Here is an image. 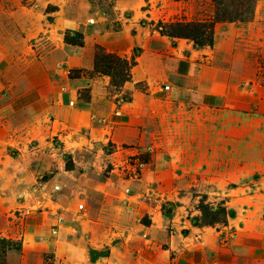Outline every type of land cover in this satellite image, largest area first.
Segmentation results:
<instances>
[{
    "label": "rangeland",
    "instance_id": "obj_1",
    "mask_svg": "<svg viewBox=\"0 0 264 264\" xmlns=\"http://www.w3.org/2000/svg\"><path fill=\"white\" fill-rule=\"evenodd\" d=\"M14 10L18 17L4 18ZM186 24L213 44L175 36ZM151 36L168 38L174 49L150 52ZM0 38L12 47L0 61V240L21 245L1 249L0 242V264H53L42 231L69 206L100 224L102 246L89 249L90 264H105L111 247L127 255L118 264H149L130 261L137 242L119 235L134 211L148 210L139 223L149 217L177 232L173 247H158L167 264L202 255L187 254L188 226L203 229L210 244L243 227L264 234V0H0ZM51 47L59 57L42 59ZM80 47L90 70L69 68L60 52ZM141 51L155 63L149 80L125 88ZM213 62L234 73L229 96L190 101L156 93L161 84L180 87L183 74L204 77ZM82 77L105 82L117 102L150 116L137 127L95 129L96 117L75 111L62 91ZM159 179L172 190L160 191ZM158 255L149 258L161 264Z\"/></svg>",
    "mask_w": 264,
    "mask_h": 264
},
{
    "label": "crops",
    "instance_id": "obj_2",
    "mask_svg": "<svg viewBox=\"0 0 264 264\" xmlns=\"http://www.w3.org/2000/svg\"><path fill=\"white\" fill-rule=\"evenodd\" d=\"M10 16L16 18L19 14L16 10L9 11L4 18L9 19ZM90 22L91 25H93L94 31L100 32V25L95 23L94 20ZM73 30H78V32L81 31L83 33L82 29L73 28ZM91 30L92 28L86 31L91 32ZM31 35L32 34L29 35L26 33V39L24 38V40H27ZM90 38H92L90 35L85 36V44L90 43ZM167 39L168 38L163 36H151L147 46H144V48L148 47L150 52L154 51L153 53L166 52L167 50L174 49L172 47L173 42L171 43ZM92 42L99 43L98 36L96 41ZM43 45L46 46L47 43L45 42ZM11 48L9 44H6L0 38V61L7 57V50ZM142 48L141 46V49ZM78 49L79 50L74 48H63L60 52L62 56H64L65 63L69 65V68L75 67L90 70L93 67L92 62L88 57L83 55V51H80L81 49L84 50L82 47ZM31 51L35 56L34 58H36L37 49L34 48L31 49ZM55 51V48H52V55H45L41 58H48L50 61L52 59H57L59 53L57 52L56 56L58 57H55ZM142 53L143 51H141V55ZM142 56L143 57L139 59L140 61L138 60V63L131 69V77L129 82L124 85L125 88L132 89L135 84L143 81L148 82L149 76H147L145 72H149L152 65H155V63L147 54ZM207 68V77L205 74L204 77H199V79L196 80L195 77H189L183 74L181 75L183 80L180 87H173L171 89L169 85L161 84L158 86L156 93L162 94L164 92V97H166V93H168L170 97L175 95L176 100H181L182 97L185 96L187 99H190V101L193 99L192 97L200 98L201 101H203L204 97L209 95L214 98L229 96L231 91L229 87L232 85L230 82L233 80L234 73L222 67L218 62H213ZM102 83H104V85L98 84L97 78L85 79L82 77L79 79L67 80L62 87L64 95L71 102L75 111L90 114V118L96 117L97 121L91 122L92 125L95 123L99 124L98 128L95 129L101 131L112 127L124 128L128 123L137 127V125H142L144 116H150L149 111H143V109L139 107L129 109L117 102L115 100L116 95L110 96L108 92L109 88L106 86V83ZM164 86L169 87L168 90H164ZM191 87H193V89ZM79 90H86V97L81 96ZM184 92H187V94ZM153 98L155 99V97ZM126 137L128 136H124L123 138ZM131 138L136 139V137ZM109 141L118 144L112 139ZM127 141L128 140L125 139L124 144H128ZM110 156L111 155H107V157ZM154 178L156 180L158 177ZM162 179L157 181V188H160V191L164 192L172 190V182H163ZM154 188L155 186H153L152 190ZM67 208L59 213L56 212L48 228L43 229L42 233H44V235H41L40 245L45 251L53 255V264H90L89 249L98 251L102 246L97 243V230L100 224L89 216L85 217V212L81 213L74 208V206H69ZM139 209H141V207H139ZM134 213L135 217L130 221L129 227H127L126 231H121L119 233V235L123 233L125 243L130 239L133 243L137 242V244H134L133 248L131 247L129 253L131 255L130 261L139 263L145 260V262L149 264H156L157 262L152 257L149 258V256L155 252L159 254L157 258L158 260H162L161 264H167L163 255L166 251L159 250L158 247L162 246L163 242L173 247L172 242L174 238L178 239L177 232H171V229L166 225L165 221H163V223H154L149 217L147 224L139 223L141 216H145L148 210L140 216L138 215L139 213L135 211ZM52 226H54V229H51ZM50 230L53 232L50 233ZM186 230L187 234L185 235H188L192 240V245L189 249H186L187 254L197 249L203 252L202 255L200 254L199 260L192 259L193 264H264V234H259L256 231H251L243 227L239 229L240 231L232 232L229 237L227 235V237L220 240L215 239V243L210 244L204 239L205 234L203 229L188 226ZM171 233L174 235H171ZM218 234L219 233H217L216 236ZM179 235L182 237V240H185L187 237L181 233ZM218 236L216 238H218ZM219 242H221L220 245ZM138 243L142 244V247H137ZM179 250H184V248L179 246ZM116 254L117 250L111 247L107 251V256H104L102 259L105 260V264H118L120 258L123 256L124 259L127 258L124 252H122L123 255H120L121 257H118Z\"/></svg>",
    "mask_w": 264,
    "mask_h": 264
},
{
    "label": "trees",
    "instance_id": "obj_3",
    "mask_svg": "<svg viewBox=\"0 0 264 264\" xmlns=\"http://www.w3.org/2000/svg\"><path fill=\"white\" fill-rule=\"evenodd\" d=\"M200 30L201 29H199L198 26L193 25V24L180 25V26H177L175 36L181 37V38L191 39L194 41L195 45H197V46H203L205 44H207L208 46H211L213 44L212 39H208L206 41H203V40L201 41ZM169 36H171V35H169ZM0 242L5 244V246H3L1 249H4L7 247L10 249H17L18 250L20 248V245L18 243H13V241L1 239ZM93 254H95V252L91 251V255H93Z\"/></svg>",
    "mask_w": 264,
    "mask_h": 264
},
{
    "label": "built area",
    "instance_id": "obj_4",
    "mask_svg": "<svg viewBox=\"0 0 264 264\" xmlns=\"http://www.w3.org/2000/svg\"><path fill=\"white\" fill-rule=\"evenodd\" d=\"M168 88H169V87H167V86H164V87H163L164 90H168Z\"/></svg>",
    "mask_w": 264,
    "mask_h": 264
}]
</instances>
